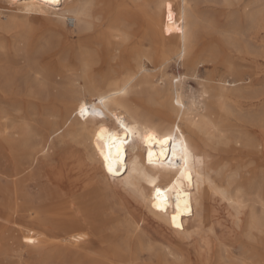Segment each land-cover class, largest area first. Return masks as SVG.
<instances>
[{
	"label": "rangeland",
	"instance_id": "374dc122",
	"mask_svg": "<svg viewBox=\"0 0 264 264\" xmlns=\"http://www.w3.org/2000/svg\"><path fill=\"white\" fill-rule=\"evenodd\" d=\"M118 1L114 12L106 10L80 29L74 15L61 20L52 10L30 13L0 0V264H89L87 254L118 262L130 249L141 257L132 264H153L174 247L166 225L154 224L144 201L127 187H111L100 172L87 177L86 166L75 184L53 174L62 171V157L75 144L62 136V129L51 135L48 122L60 121L65 106L88 95L84 44L94 41L93 51L101 52L95 72L99 84H104L102 76L106 83L119 81L133 72L134 47L162 18L160 0ZM187 2L189 27L196 25L203 36L196 62L173 54L160 67L143 56L150 83L131 90L129 98L139 115L156 119L162 114L170 121L176 118L170 104L180 79L187 106L215 117L202 141L219 184L211 196L212 234L226 264H264V0ZM119 8L136 16L123 23L121 35L114 22ZM103 34L107 42L98 39ZM21 113L27 123L14 120ZM191 117L199 120L195 113ZM15 126L27 128L19 140ZM35 133L46 137V149L55 157L39 164L43 177L17 170L16 151ZM89 162L99 166L96 158ZM225 187L228 196L222 193ZM52 191L62 194L60 202L48 198ZM253 218L260 222L257 230ZM178 262L216 264V258L192 248L190 260Z\"/></svg>",
	"mask_w": 264,
	"mask_h": 264
},
{
	"label": "bare ground",
	"instance_id": "6f19581e",
	"mask_svg": "<svg viewBox=\"0 0 264 264\" xmlns=\"http://www.w3.org/2000/svg\"><path fill=\"white\" fill-rule=\"evenodd\" d=\"M9 1L21 5L30 13H46L52 10L61 20L74 15L80 29H87L96 15L104 14L106 10L114 12L120 3L118 0ZM187 1L160 0V23L153 26L149 35L143 37L134 50L132 49L137 55L134 57L133 72L119 81L106 83L102 76L104 84H99V77L95 72L98 70L96 65L99 63L101 52L93 51L94 41L84 44L87 49L81 51L82 77L88 95L76 98L72 104L65 106L60 121L55 119L48 122L51 135L62 129V136H70L75 144L74 149L62 157V171L56 174L54 170L53 174L59 178L66 175L72 180L71 183L75 184L80 180L81 171L86 166L89 171L87 177L95 178L100 172V177L111 187H127L138 199H142L152 215L147 217L159 226L163 227L165 224L172 237L170 240L174 243L173 249L166 250L165 256L159 255L153 264H180L178 261L181 259L188 261L192 248L206 258H216V264H226L221 244L216 243L211 231V196L212 191L219 188V184L214 177L215 169L208 161L207 151L202 145L203 135L209 132L215 117L208 111L200 112L193 104L187 106L180 91V79L175 81V97L170 104L176 118L172 117L170 121L162 114L156 119L139 115L129 98L131 90L150 83L142 62L143 56H150L160 67L167 64L173 54L182 59L187 58L191 64L196 62L203 49V46H200L203 36L197 31L196 25L193 29L189 27ZM135 20L136 16L129 9L118 10L114 18L120 29L118 34L123 33V23ZM98 39L107 42L105 35L103 38L98 36ZM145 44L150 48L145 49ZM144 91L146 90H140ZM192 113L199 116V120L191 117ZM15 119L28 122V118L22 113L15 116ZM13 130L14 134L18 135L15 140H19L27 128L15 126ZM35 134L29 138L26 147L16 151L17 170L18 174L26 173L29 177L38 171L39 176L43 177L46 173L44 167H38L39 164L48 159L54 160L55 157L54 153L49 154V149H46V137ZM246 141L250 143L251 138ZM94 158L99 162V166L89 162ZM222 193L228 196L226 187L222 189ZM61 195L59 191H52L48 198L57 203L60 202L57 200ZM256 219L258 218L252 219L251 226L257 230L260 222ZM84 258H90L89 264H132V261L135 262L141 257L130 249L120 254L118 262L100 260L102 257L92 254H87Z\"/></svg>",
	"mask_w": 264,
	"mask_h": 264
},
{
	"label": "snow or ice",
	"instance_id": "6c2138e0",
	"mask_svg": "<svg viewBox=\"0 0 264 264\" xmlns=\"http://www.w3.org/2000/svg\"><path fill=\"white\" fill-rule=\"evenodd\" d=\"M86 109H82V111H85Z\"/></svg>",
	"mask_w": 264,
	"mask_h": 264
}]
</instances>
